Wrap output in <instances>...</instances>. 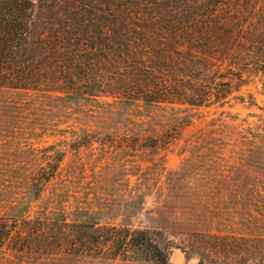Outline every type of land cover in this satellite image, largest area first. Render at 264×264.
Listing matches in <instances>:
<instances>
[{"label": "trees", "instance_id": "1", "mask_svg": "<svg viewBox=\"0 0 264 264\" xmlns=\"http://www.w3.org/2000/svg\"><path fill=\"white\" fill-rule=\"evenodd\" d=\"M250 75L264 80V0H0V93H9L8 101L83 110L90 100L110 97L106 105L113 108L101 119L135 124L140 137L151 134L146 117L153 109L224 106ZM53 159L31 176L20 201L0 213V253L9 250L11 263L64 256L67 264L84 258L171 264L175 243L166 226L102 223V209L67 211L56 198L31 218L62 157ZM261 198L258 215L249 212V229L239 236L195 228L191 235L203 239L190 249H202L199 264H207L204 256L264 264ZM141 205L124 210L138 212Z\"/></svg>", "mask_w": 264, "mask_h": 264}, {"label": "rangeland", "instance_id": "2", "mask_svg": "<svg viewBox=\"0 0 264 264\" xmlns=\"http://www.w3.org/2000/svg\"><path fill=\"white\" fill-rule=\"evenodd\" d=\"M9 95L0 93V213L20 201L31 176L56 155L62 157L59 168L33 203L31 218L56 198L67 211L102 209V223L130 219L134 227L166 226L175 243L168 249L171 264L200 263L202 249H190L203 239L191 235L195 228L239 236L249 229V212L258 215L255 205L264 200L260 75H250L224 106L153 109L146 117L151 134L140 137L135 124L110 126L101 119L113 108L106 105L110 97L90 100L81 110L41 101L22 105L8 101ZM139 203L138 212L124 210ZM204 258L207 264H227L224 258ZM11 261L9 250L0 253V264ZM66 262L59 256L48 264ZM80 264L93 262L84 258Z\"/></svg>", "mask_w": 264, "mask_h": 264}]
</instances>
